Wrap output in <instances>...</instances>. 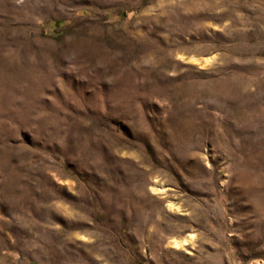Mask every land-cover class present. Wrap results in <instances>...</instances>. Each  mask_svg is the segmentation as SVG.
<instances>
[{
	"label": "rangeland",
	"instance_id": "1",
	"mask_svg": "<svg viewBox=\"0 0 264 264\" xmlns=\"http://www.w3.org/2000/svg\"><path fill=\"white\" fill-rule=\"evenodd\" d=\"M0 264H264V0H0Z\"/></svg>",
	"mask_w": 264,
	"mask_h": 264
},
{
	"label": "bare ground",
	"instance_id": "2",
	"mask_svg": "<svg viewBox=\"0 0 264 264\" xmlns=\"http://www.w3.org/2000/svg\"><path fill=\"white\" fill-rule=\"evenodd\" d=\"M158 187V186H157ZM160 188V187H159ZM154 191H158V189L156 187L153 188ZM160 190V189H159ZM177 240H172L171 244H176Z\"/></svg>",
	"mask_w": 264,
	"mask_h": 264
}]
</instances>
